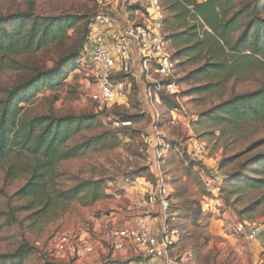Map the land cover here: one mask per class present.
Segmentation results:
<instances>
[{
  "label": "rangeland",
  "instance_id": "374dc122",
  "mask_svg": "<svg viewBox=\"0 0 264 264\" xmlns=\"http://www.w3.org/2000/svg\"><path fill=\"white\" fill-rule=\"evenodd\" d=\"M101 1L113 17L110 26L99 30L104 36L116 23L125 27L128 23L139 24L144 20L143 0H132L134 14L129 20L125 19L123 9L126 0ZM156 1L162 20L172 21L174 13L170 0ZM252 3L253 0H238L236 9ZM96 10L97 0H0V16L76 14L86 16L90 24L86 38L80 23L68 33L64 43L17 56L16 65L0 69V86L10 89L36 71L51 68L59 59L80 48L84 41L81 57L89 59ZM152 12L156 10H150ZM262 12L264 17L263 9ZM190 25L196 26L198 38H202L204 29L207 30L205 27L201 30L198 23ZM180 31L182 29L161 23L166 50L173 59L171 79L175 94L161 95L153 112L145 106L142 95L139 96L132 79L125 74L112 76L117 84L124 78L119 92L124 103L105 106L93 101L94 71L91 63L81 64V58L77 69L61 88L44 90L25 107L30 116L90 115L101 123L83 129L68 142L67 147L72 148L91 137H104L101 142L94 143L98 150L61 162L54 186L67 190L80 182L94 181L101 183L107 197L89 206L79 201H51L46 211L43 210L45 198H42L43 203L32 199L8 200L25 185L29 174H20L4 182L7 165L0 164V190L7 195V198H0V211L7 214L0 220V254L11 255L27 244L33 249L22 264H127L131 261L134 264L142 259V252L136 254L129 250L121 255L127 248H134L128 246L114 251L116 256L111 258L113 250L101 241L103 227H124V221H111L116 218L118 209L128 206L133 195H137L138 205L133 204L131 212L144 208L142 215L155 221L157 227L152 230L147 223L144 225L151 236L157 235L162 226L161 206L149 212L148 201L156 191L157 177H163L170 187L166 197L170 205L168 225L178 234L175 245L168 252L175 264H264V122L234 120L235 115L222 107L234 96L259 89L264 83V67L241 79L235 77L214 85L212 74L206 77L196 73L207 63L201 59L194 62L200 55L177 56L187 45L177 40L172 44L166 37ZM211 47L212 44L205 46L203 53L207 54ZM69 69L66 66L63 71ZM207 85L214 86L207 91L204 90ZM123 116H136L137 120L127 127L114 126ZM158 153L162 154L161 159ZM131 184H137L132 195L127 192ZM131 212H127L124 219L130 217ZM238 223L247 225L245 231L253 226L260 227L262 232L250 240L245 234L233 232ZM63 238H67L69 244L63 253H57L55 243ZM82 243L91 245L93 252L80 254ZM85 257L90 260L85 262ZM153 264L165 262L154 260Z\"/></svg>",
  "mask_w": 264,
  "mask_h": 264
},
{
  "label": "trees",
  "instance_id": "16d2710c",
  "mask_svg": "<svg viewBox=\"0 0 264 264\" xmlns=\"http://www.w3.org/2000/svg\"><path fill=\"white\" fill-rule=\"evenodd\" d=\"M170 2L174 15L172 21L164 19L163 24L182 31L166 38L172 44L173 40H177L187 45L178 51L177 56H191L193 53L200 55L194 62L206 60L207 63L196 73L206 77L212 74L211 81L217 85L231 78L241 79L264 67V1L253 0L252 5L237 9L238 0ZM80 23L85 29L86 38L90 25L86 16H35L30 13L0 16V69L16 65L17 56L64 43L68 33ZM191 23H198L201 30L207 28L202 31V38L196 36V26H191ZM84 43L73 53L59 59L51 68L36 71L18 85L10 89L0 86V164L7 165L4 182L12 181L20 174H29L25 185L8 200L32 199L42 203L46 200L43 208L46 211L51 201H79L89 206L107 197L101 183L94 181H83L67 190H59L54 186L56 170L61 162L98 150L94 143L101 142L104 137H91L72 148H68L67 144L83 129H90L98 125L99 121L90 115L30 116L25 109L44 90H56L65 84L70 74L77 69ZM210 44L212 47L204 54L205 46ZM66 66L70 69L63 71ZM214 85H207L204 90L209 91ZM222 107L235 115L234 120L254 119L264 122V83L256 91L234 96ZM135 120L136 116H123L120 122L132 124ZM4 196L7 198L0 190V198ZM5 216L7 214L0 211V220ZM32 249L25 244L11 255L0 254V264H22Z\"/></svg>",
  "mask_w": 264,
  "mask_h": 264
},
{
  "label": "built area",
  "instance_id": "2783aa9c",
  "mask_svg": "<svg viewBox=\"0 0 264 264\" xmlns=\"http://www.w3.org/2000/svg\"><path fill=\"white\" fill-rule=\"evenodd\" d=\"M145 4V16L143 22L139 24L128 23L115 38L116 52H114L107 42L105 36L99 31L110 26L113 17L108 8L101 0H97V10L93 18L91 28V57L87 59L81 57V64L87 62L92 64L94 71V83L91 99L105 106L118 104L121 84L114 82L112 76L117 74H130V62L134 60L143 76L145 87L142 100L149 111L159 103L161 95L175 94L174 83L171 79L173 73V59L166 50L167 42L161 34V23H163L160 13H158V3L156 0H143ZM125 19L134 14L129 0L123 4ZM155 9L156 12L150 13ZM147 15V17H146ZM129 122H116L114 126L127 127ZM200 152H198V155ZM162 154L158 153L161 159ZM155 157V155H154ZM161 174V173H160ZM158 184L156 191L151 193L148 201V211H154L157 205L161 206L162 226L160 232L151 236L145 223L135 221L128 223L124 227L105 229L101 235V241L115 252L122 251L128 246H134L143 253V258L134 264H153L154 260H164L165 264H175L174 260L168 256L169 250L175 245L178 234L177 231L168 225L169 203L166 199L170 193V187L163 177H157ZM157 212V211H155ZM245 223H238L234 226L235 234H245L250 240L255 239L262 232L260 227H249L247 231ZM69 244L67 238H63L57 244V253H63L66 245ZM79 253L88 254L93 252V247L82 243ZM129 264H133L132 262Z\"/></svg>",
  "mask_w": 264,
  "mask_h": 264
},
{
  "label": "crops",
  "instance_id": "0c3cea01",
  "mask_svg": "<svg viewBox=\"0 0 264 264\" xmlns=\"http://www.w3.org/2000/svg\"><path fill=\"white\" fill-rule=\"evenodd\" d=\"M130 1V3H133L134 1H132V0H129ZM134 9V8H133ZM119 12L121 11V10H118ZM122 27H124V24H114L111 28H109V29H107V31L104 33L105 34V38L107 39V42L109 43V46H110V48L114 51V52H116V43H115V38H116V36L118 35V31L122 28ZM120 77H122L123 75L122 74H120L119 75ZM126 76H129V77H127V78H129V79H132V81H133V84H135V86L137 87V89H138V92H139V96H143V92H144V87H145V83H144V79H143V76H142V74H141V72H140V69H139V67H138V65H137V63L134 61V60H132L131 62H130V74L129 75H126ZM123 80H124V78H122V79H120V83L122 84V86H123ZM126 84H128V83H126ZM130 85V84H129ZM119 102L120 103H124V99H123V97H120V99H119ZM131 186L132 187H130V189L127 191L129 194H133V190L135 189V188H137V184L135 185V184H131ZM138 196L137 195H133V199H131L130 200V203H129V205L128 206H123V207H120V209H118L119 211H118V213H116L117 215H115L116 216V218L114 219V220H112L111 222L112 223H115V221H117V220H121V221H124L123 223H125V224H128V223H134L135 221H142V222H144V223H147L148 224V226H150V228L153 230V229H155L156 227H157V225H155V221H151L150 219H149V217H145V216H143L142 214H143V212H144V208H142V209H136V210H138V211H133V212H131V210L133 209V204H137L138 205ZM127 212H131L130 214H131V216L130 217H127L126 219H124L125 217V215H127L128 213ZM134 214H137V215H134ZM128 222V223H127ZM111 223V224H112ZM122 223V224H123ZM113 226V225H112ZM111 226V227H112ZM110 227V228H111ZM106 228H108V227H103V229H106ZM131 251V252H134V253H136V254H138V253H140V252H142L140 249H138V248H136V247H132V248H127L124 252H121V255L122 254H127V252L128 251ZM143 254V253H142ZM119 255H120V253H119ZM116 256V253L113 251V253L111 254V258L112 257H115ZM140 256V255H139ZM142 258H143V256H142ZM84 260H85V262H87L88 260H90V259H88V258H84ZM132 262V261H131Z\"/></svg>",
  "mask_w": 264,
  "mask_h": 264
}]
</instances>
